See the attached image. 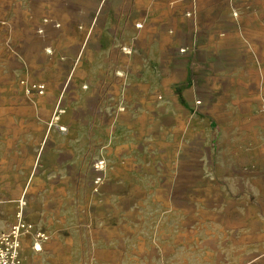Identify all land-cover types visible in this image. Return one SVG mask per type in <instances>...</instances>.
I'll return each mask as SVG.
<instances>
[{"label":"rangeland","instance_id":"rangeland-1","mask_svg":"<svg viewBox=\"0 0 264 264\" xmlns=\"http://www.w3.org/2000/svg\"><path fill=\"white\" fill-rule=\"evenodd\" d=\"M259 2L165 5V52L128 55L140 65L116 72L121 101L94 113L106 140L76 153L62 142L91 123L66 105L64 59L50 55L53 80L31 77L61 89L39 111L13 72L29 139L0 149V234L22 219L48 236L41 251L22 237L25 264H264V27L241 15Z\"/></svg>","mask_w":264,"mask_h":264},{"label":"crops","instance_id":"crops-1","mask_svg":"<svg viewBox=\"0 0 264 264\" xmlns=\"http://www.w3.org/2000/svg\"><path fill=\"white\" fill-rule=\"evenodd\" d=\"M180 1L0 0V149L4 151L3 156H7L5 151L13 147L25 149L29 139L27 102L15 93L14 71L22 77L36 76L39 80L49 81L56 75L50 55L54 52L64 59L61 76L66 77L65 90H69L65 95L66 105L80 106L85 125L91 124L80 131H68L67 140L62 143L74 153L80 144L90 148L107 137L105 129L91 127L100 118L94 113L101 110L105 95L111 96L113 102L121 101V74L116 72L129 70L132 64L133 68L140 65L133 63L136 58L139 60L140 54L165 52V5H168L169 13L181 17L188 8H180L177 5ZM258 4L260 2L255 7H242L241 15L256 14V24L263 28L264 6ZM228 15L231 16V12ZM133 51L137 57L131 58L132 64L128 67V55ZM60 90L48 87L44 102L54 106ZM37 102L33 104L34 111H39L42 100L38 98ZM74 112L71 108L66 116L73 126L78 121ZM15 126L19 132H14ZM80 135L85 139L77 143L75 138ZM60 139L63 136L54 132L47 144L57 147ZM11 141L22 143L6 144Z\"/></svg>","mask_w":264,"mask_h":264},{"label":"built area","instance_id":"built-area-1","mask_svg":"<svg viewBox=\"0 0 264 264\" xmlns=\"http://www.w3.org/2000/svg\"><path fill=\"white\" fill-rule=\"evenodd\" d=\"M19 83L23 93L32 101L43 97L48 90L45 82L35 81L29 76L20 79ZM56 116H58V111L55 113ZM99 164H104V161H101ZM32 231H34V225L20 219L13 225L9 232L0 234V264H25L22 258H20L21 239L24 235ZM34 235L37 240L34 243V248L36 251H41L44 243L48 241V236L41 231H34Z\"/></svg>","mask_w":264,"mask_h":264},{"label":"bare ground","instance_id":"bare-ground-1","mask_svg":"<svg viewBox=\"0 0 264 264\" xmlns=\"http://www.w3.org/2000/svg\"><path fill=\"white\" fill-rule=\"evenodd\" d=\"M199 85V81L196 80L195 84H194V88L197 87Z\"/></svg>","mask_w":264,"mask_h":264}]
</instances>
